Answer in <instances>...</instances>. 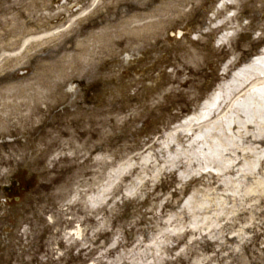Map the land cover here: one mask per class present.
<instances>
[{"label": "rangeland", "instance_id": "374dc122", "mask_svg": "<svg viewBox=\"0 0 264 264\" xmlns=\"http://www.w3.org/2000/svg\"><path fill=\"white\" fill-rule=\"evenodd\" d=\"M184 1L0 0V264H264V147L210 99L264 47V0Z\"/></svg>", "mask_w": 264, "mask_h": 264}, {"label": "bare ground", "instance_id": "6f19581e", "mask_svg": "<svg viewBox=\"0 0 264 264\" xmlns=\"http://www.w3.org/2000/svg\"><path fill=\"white\" fill-rule=\"evenodd\" d=\"M186 6H191L188 11L179 12V19H183L186 21L189 19L194 10L199 7L194 0H186L184 1ZM228 4H222L218 8L216 15H221L222 11L225 8H229ZM230 12V10L228 11ZM227 12V14H228ZM153 16V15H152ZM151 16L147 15H140L138 18L141 21L147 20ZM227 20L223 23L222 26L230 23L228 16H226ZM217 19L214 16L215 20ZM166 21L164 18H159L155 22L153 21H145L143 23H139L137 25V29L143 30L145 28L154 29V27H158ZM222 21V20H221ZM219 26V27H220ZM218 27V28H219ZM237 27L233 26L230 29ZM131 23H127L123 25V28L120 30L121 34L128 35L132 33ZM235 31L233 32V34ZM232 34V35H233ZM156 35V34H155ZM231 35V36H232ZM231 36H227L226 34L220 38V41L224 39L230 38ZM145 39V38H144ZM222 45V42L221 44ZM229 66H226L223 73L226 74ZM218 95L215 94L210 97L211 101H219L224 94L230 95V103L240 101L242 102V113L238 115V119L236 121H229L224 123L221 127L228 134L229 131L234 133H240V136L244 139L247 143V149L249 154L252 153L255 149L264 147V50L260 51L259 55L245 65H243L240 69L235 71L228 82L224 86H221L218 89ZM215 97V98H214ZM205 103L202 104L200 110L203 109ZM199 113V112H198ZM201 123L195 119H190L189 121H183L177 128L172 129V133L178 138L184 136V140L192 139L193 133L196 131V128L199 127ZM191 128L193 133L183 135L182 129ZM239 130V132H237ZM241 130V131H240ZM220 134H222V130H220ZM186 138V139H185ZM251 156V154H250ZM255 163V160H252L250 166ZM232 240L236 241L238 244L247 243L251 240L249 235H235L231 238Z\"/></svg>", "mask_w": 264, "mask_h": 264}]
</instances>
